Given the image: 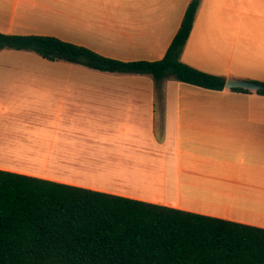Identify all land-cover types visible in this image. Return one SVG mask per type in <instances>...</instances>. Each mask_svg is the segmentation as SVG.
Returning a JSON list of instances; mask_svg holds the SVG:
<instances>
[{
  "label": "crops",
  "instance_id": "0c3cea01",
  "mask_svg": "<svg viewBox=\"0 0 264 264\" xmlns=\"http://www.w3.org/2000/svg\"><path fill=\"white\" fill-rule=\"evenodd\" d=\"M191 0H0V33L155 62ZM182 61L264 83V0H201ZM0 170L264 229V95L0 52Z\"/></svg>",
  "mask_w": 264,
  "mask_h": 264
},
{
  "label": "trees",
  "instance_id": "16d2710c",
  "mask_svg": "<svg viewBox=\"0 0 264 264\" xmlns=\"http://www.w3.org/2000/svg\"><path fill=\"white\" fill-rule=\"evenodd\" d=\"M200 3L191 0L160 61L122 62L52 37L2 33L0 52L222 91L226 78L182 61ZM0 264H264V229L0 170Z\"/></svg>",
  "mask_w": 264,
  "mask_h": 264
},
{
  "label": "water",
  "instance_id": "95a60500",
  "mask_svg": "<svg viewBox=\"0 0 264 264\" xmlns=\"http://www.w3.org/2000/svg\"><path fill=\"white\" fill-rule=\"evenodd\" d=\"M225 89H238L250 92H264V85L246 80L228 79L226 81Z\"/></svg>",
  "mask_w": 264,
  "mask_h": 264
}]
</instances>
